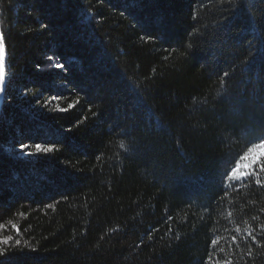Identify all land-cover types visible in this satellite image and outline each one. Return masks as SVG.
I'll return each mask as SVG.
<instances>
[{"label":"trees","instance_id":"1","mask_svg":"<svg viewBox=\"0 0 264 264\" xmlns=\"http://www.w3.org/2000/svg\"><path fill=\"white\" fill-rule=\"evenodd\" d=\"M0 264H264V0H0Z\"/></svg>","mask_w":264,"mask_h":264},{"label":"rangeland","instance_id":"2","mask_svg":"<svg viewBox=\"0 0 264 264\" xmlns=\"http://www.w3.org/2000/svg\"><path fill=\"white\" fill-rule=\"evenodd\" d=\"M264 158V142L255 148L251 149L233 169L229 180L240 181L242 180L253 167Z\"/></svg>","mask_w":264,"mask_h":264},{"label":"water","instance_id":"3","mask_svg":"<svg viewBox=\"0 0 264 264\" xmlns=\"http://www.w3.org/2000/svg\"><path fill=\"white\" fill-rule=\"evenodd\" d=\"M7 88V58L3 45V36L0 23V114Z\"/></svg>","mask_w":264,"mask_h":264}]
</instances>
